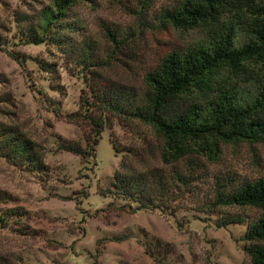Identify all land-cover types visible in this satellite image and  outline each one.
Returning <instances> with one entry per match:
<instances>
[{"label": "rangeland", "instance_id": "1", "mask_svg": "<svg viewBox=\"0 0 264 264\" xmlns=\"http://www.w3.org/2000/svg\"><path fill=\"white\" fill-rule=\"evenodd\" d=\"M51 1L0 0V99L9 100L0 101V122L43 147L48 167L46 174H35L0 157V191L7 197L0 202V218L10 210L23 214L5 227L0 224L4 264H250L243 238L260 212L250 207L214 210L212 203L217 179L232 177L241 183L264 178V145H222L218 160L202 161L201 176L177 193L166 214L122 211L128 203L112 187L115 174L125 172L121 163L129 148L140 153L125 158L128 172L159 165L158 144L149 127L113 119L88 163L57 150L62 140L86 147L84 126L70 120L81 92L88 91L70 46L80 48L91 41L107 58L114 50L106 39L110 28L125 45L109 66L93 70L103 80L141 90L145 74L163 56L203 38L174 30L161 19L180 0L80 1L66 20L75 28L65 32L71 44H25L23 33L36 26ZM42 63L56 74L45 71ZM146 143L152 154L141 151ZM230 219L241 223L217 227Z\"/></svg>", "mask_w": 264, "mask_h": 264}, {"label": "trees", "instance_id": "2", "mask_svg": "<svg viewBox=\"0 0 264 264\" xmlns=\"http://www.w3.org/2000/svg\"><path fill=\"white\" fill-rule=\"evenodd\" d=\"M80 1L92 2L52 0L41 10L36 26L23 33L24 43L62 48L71 44L65 32L75 28L66 20ZM161 19L174 30L200 33L203 38L163 56L145 74L141 90L116 85L94 72L109 66L125 45L110 28L106 39L114 50L107 58L98 54L91 41L80 48L70 46L88 89L81 92L78 111L70 120L84 126L86 147L62 140L57 150L88 163L95 158L101 134L112 129L113 119L149 127L158 144L159 165L143 172L127 171L125 158H137L140 152L136 148L124 151L121 166L125 172L115 174L112 187L128 203L121 208L128 213L172 210L177 195L201 176L202 161L216 162L222 145H264V0H180ZM41 66L56 74L52 66ZM0 101L9 103L6 98ZM110 143L119 153L116 144ZM141 151L152 154V146L146 143ZM44 152L17 127L0 122L1 158L44 175L48 171ZM6 200L0 191V202ZM218 207H250L260 212L247 226L243 250L250 264H264V178L241 183L232 177L217 179L212 209ZM21 216L10 210L0 224L5 227L9 219ZM240 223L230 219L218 222L217 227ZM145 251L156 261L148 248ZM0 264H4L1 257Z\"/></svg>", "mask_w": 264, "mask_h": 264}]
</instances>
